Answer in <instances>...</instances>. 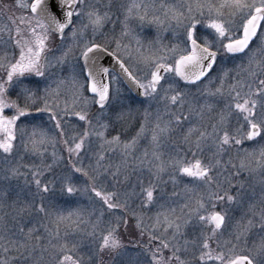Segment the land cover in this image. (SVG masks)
I'll use <instances>...</instances> for the list:
<instances>
[{
    "label": "snow or ice",
    "instance_id": "snow-or-ice-1",
    "mask_svg": "<svg viewBox=\"0 0 264 264\" xmlns=\"http://www.w3.org/2000/svg\"><path fill=\"white\" fill-rule=\"evenodd\" d=\"M0 264H264V0H0Z\"/></svg>",
    "mask_w": 264,
    "mask_h": 264
},
{
    "label": "rangeland",
    "instance_id": "rangeland-1",
    "mask_svg": "<svg viewBox=\"0 0 264 264\" xmlns=\"http://www.w3.org/2000/svg\"><path fill=\"white\" fill-rule=\"evenodd\" d=\"M6 2H13V0H6ZM130 134H134V131L131 132ZM146 146V145H145Z\"/></svg>",
    "mask_w": 264,
    "mask_h": 264
}]
</instances>
